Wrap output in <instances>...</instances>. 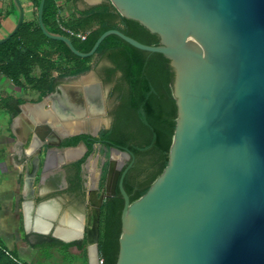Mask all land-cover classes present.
<instances>
[{"label": "water", "instance_id": "obj_1", "mask_svg": "<svg viewBox=\"0 0 264 264\" xmlns=\"http://www.w3.org/2000/svg\"><path fill=\"white\" fill-rule=\"evenodd\" d=\"M44 1L37 8L38 28L74 56L91 57L114 35L137 50L162 55L173 74L177 112L167 165L141 197L129 201L122 180L131 164L123 171L122 165L131 155L110 148L99 198L89 186L94 206L88 264H98L100 207L116 189L123 207L115 264H264V0H107L127 19L133 37L106 31L87 53L46 30ZM13 3L17 22L0 44L24 19L20 1ZM43 128L55 141L31 132V150L42 161L40 179L61 162L76 159L65 157L77 147L60 148L63 138L98 132L96 126L91 132L62 134L61 123L54 131L52 125ZM43 146L49 150L41 160ZM79 147L81 156L86 148ZM36 218L37 211L33 221L25 216V230L44 235L32 227ZM78 232L81 237L83 228Z\"/></svg>", "mask_w": 264, "mask_h": 264}, {"label": "trees", "instance_id": "obj_2", "mask_svg": "<svg viewBox=\"0 0 264 264\" xmlns=\"http://www.w3.org/2000/svg\"><path fill=\"white\" fill-rule=\"evenodd\" d=\"M28 1L33 19L23 21L17 32L0 44V74L14 85H25L37 93L36 101L39 102L54 92L61 79L89 71L95 60L94 69L102 83H114L110 97L113 96L115 102L110 111L111 127L100 131L92 141L102 142L106 158L111 147L129 152L133 162L122 180V188L129 201L137 200L160 176L168 162L177 112L171 94L173 74L169 61L160 54L137 50L114 35L106 37L91 57L78 58L62 42L44 37L36 20L40 0ZM62 2L58 5L56 0H45L42 22L49 33L68 38L74 49L81 53L89 52L99 36L109 30L133 37L127 19L121 17L107 0L83 9L77 7L79 0ZM63 11L64 16L61 15ZM99 63L104 64L99 67ZM21 102L16 100V106ZM88 138L73 136L62 144L64 147H74L80 142L86 145L87 153L83 159L72 165L76 172L92 151ZM106 168L107 164L102 168L101 182ZM70 190H73L72 186ZM122 207L118 189L115 196L106 198L100 207L97 253L102 264L116 263ZM48 240L65 250L84 247V241L63 244L51 238ZM0 264L24 263L18 260L15 251H8L0 241Z\"/></svg>", "mask_w": 264, "mask_h": 264}, {"label": "crops", "instance_id": "obj_3", "mask_svg": "<svg viewBox=\"0 0 264 264\" xmlns=\"http://www.w3.org/2000/svg\"><path fill=\"white\" fill-rule=\"evenodd\" d=\"M19 1L24 12L23 21L32 20L34 13L29 1ZM104 2L105 0H83L85 4L83 8L91 7V5L96 6ZM56 3L58 5L63 4L62 0H56ZM61 15L64 16L65 12H61ZM16 22L17 10L13 0H0V39L7 37L11 33ZM31 95H34V97H30ZM37 97V93L32 92L25 85L16 86L0 74V217L2 219L5 217L9 219L6 216L7 214H5V209L2 208V205L5 204H8L14 215H17L19 218L22 217L19 230L14 229L19 234V237L17 238L18 235L14 232L11 236L7 237L0 234L2 240L0 241L8 251H15L18 260L19 258L32 260L37 246H43L46 243L44 246L50 247L51 250L47 254L43 264H66L67 260L75 259L88 264L89 249L87 243L81 240L82 235L81 237H77L80 227L81 229L83 228V216L72 212L71 209L70 213L62 210L57 200H47L44 203H38V205H35V201L33 200L37 196L56 198V195L52 194L43 185H39V182L42 183L45 178L40 179L37 171V167L42 166L41 161L35 160L36 158L29 160L33 154L31 150L32 133H38L40 126L44 124V117L50 121H54L55 124L56 122L62 123L51 103L50 105L53 109H51L50 114H47V117L45 109L46 97H43L39 102L36 101ZM16 100H21V104L16 106ZM14 107L16 108V113L14 112ZM68 122L67 124H62L66 128V131L72 132V130L77 129L79 121L70 120ZM55 124L52 125V128ZM60 130L62 131V129ZM76 153H78L77 150L70 151V153L66 154V157L72 158L77 155ZM39 208H50L53 211V218H45L44 216H40L39 210V216L36 221L45 224L46 231L44 235L25 230L24 226L25 216H28V220L33 221L35 212ZM36 221L32 226L35 230L37 229L34 226ZM73 223L77 225L76 228L73 227ZM1 230L3 229L0 228ZM35 235L41 237L40 243L28 241L31 238H36ZM48 238L57 240L63 244L84 241V247L81 250L76 247L65 250L62 246L50 242ZM25 246H28L29 249L27 250ZM22 263L27 264L26 262Z\"/></svg>", "mask_w": 264, "mask_h": 264}, {"label": "flooded vegetation", "instance_id": "obj_4", "mask_svg": "<svg viewBox=\"0 0 264 264\" xmlns=\"http://www.w3.org/2000/svg\"><path fill=\"white\" fill-rule=\"evenodd\" d=\"M100 67V66H99ZM98 69V67H97ZM98 77V76H97ZM100 82L102 83L101 79L98 77ZM114 84V83H112ZM84 92L81 94L82 100L80 103H76L71 101L70 97L67 95V93H63L60 85L55 87L54 92L48 94L46 97L49 98L50 103L52 107L55 109L57 115L59 117H64L69 115L72 119V116L78 115L81 112L89 113L90 119L87 121L85 120L84 123L81 125L79 124L76 131H88L91 132L96 126L98 127V132L95 137H91L88 134H83L85 136H88V143L91 145V153L89 155H92L93 151L95 148H98L99 150L102 151V159L101 161L96 164L95 168V174H92L88 171V164H86V159H84L83 163H81L79 171L76 172V168L72 167L73 164H76L79 162L85 154L87 153V148L86 145L82 142L78 143L74 147H79L81 144L86 148V151L82 153L81 156L76 155V159L71 160L69 162L63 161L59 164V168H57L55 171H53L51 174L45 176L44 180L42 183L39 182V185H43V187H46L51 191L52 194L56 195V198H58L61 209L66 210L70 208L73 212H76L77 214L83 216V233H82V239L86 241L87 240V231H88V239L92 241L93 239V231H92V211H93V206H94V200L92 202L88 200V193H89V186L91 185L93 188L96 189V198H99V195L105 188V178L103 182H101V176H102V168L105 164H107L108 167V160H109V154H110V149L108 150V157L106 158L105 152L106 149L103 146L101 141H95L93 143L92 140L98 137V134L102 130H107L111 127L112 124V118L110 115V111L113 108V105L111 109H106L105 107V113L106 116L109 119L108 126L105 128H101L99 123H95L92 125L91 119L93 117H97L100 113V108H102V103H101V98L98 94V90L94 88H84ZM92 94V95H91ZM54 97V98H53ZM89 111V112H88ZM74 112V113H73ZM77 112V113H75ZM86 118V117H85ZM59 122H56L58 124ZM80 123V122H79ZM45 124H48V126L54 125V121H49V122H44L43 125L40 126L38 133L43 136L46 135L45 142H51L53 143L55 140L52 138L53 136L50 135L47 132V129L43 128ZM55 124V126H56ZM54 126V127H55ZM54 131V129H51ZM62 133V131L60 130ZM49 134V135H48ZM64 134V133H62ZM78 136V135H75ZM73 137V136H72ZM71 137L63 138L59 144L60 148H70V147H64L62 144L65 140L69 139ZM124 149V148H121ZM46 150H49L48 146H43L42 147V153L44 154ZM79 153V150H78ZM76 153V154H78ZM74 156V155H72ZM71 156V157H72ZM70 158V157H68ZM34 160L35 156L34 154L31 155L29 160ZM37 160V158L35 159ZM133 159L130 158L127 161L123 162V168L127 167L128 165H132ZM38 163V162H37ZM42 163V161H41ZM38 166V165H37ZM122 168V169H123ZM41 167H37L38 173L40 172ZM85 171V173H83ZM107 172V168H106ZM106 177V174H105ZM78 181L76 183L72 184V181ZM72 186L73 190H70V187ZM116 193V190H115ZM115 196V195H114ZM113 196V197H114ZM41 199V196H37L33 200L35 201V205H38L39 200ZM106 199V198H105ZM104 199V200H105ZM88 229V230H87ZM33 236V235H30ZM37 238H40V236H36Z\"/></svg>", "mask_w": 264, "mask_h": 264}, {"label": "rangeland", "instance_id": "obj_5", "mask_svg": "<svg viewBox=\"0 0 264 264\" xmlns=\"http://www.w3.org/2000/svg\"><path fill=\"white\" fill-rule=\"evenodd\" d=\"M77 7L78 8H83L85 7V4L83 3V0H79V2L77 3ZM2 40V39H0ZM95 60L91 63V69L81 75L78 76H74V77H66L61 79L60 82V87L63 91V93H67V95L70 97L71 101L76 102V103H80L82 100V96L81 94L84 92V88H94L98 90V94L101 98V103H102V108H100V113L97 117H93L91 119L92 122L95 123H99L101 128H105L108 126V122L109 119L106 116L105 113V108L106 109H111L112 105L114 104L115 100L112 97H110V93L113 87V84H103L100 82V80L97 77L96 71L94 69V65H95ZM104 63H99V66H102ZM53 76H55V73L53 74ZM30 97H34V95H31ZM46 97V96H45ZM46 110L47 111H51V105H50V100L49 98L46 99ZM82 103V102H81ZM105 107V108H104ZM62 124H67V122L65 123H61ZM79 124H82L81 122ZM58 130H56L57 132ZM72 132H76V130H72ZM80 149V147H78L76 150L78 151ZM102 151L99 150L98 148H95L90 160L88 162V171L92 174H95V168H96V164H98L101 159H102ZM110 157V154H109ZM43 158V153L41 155V160ZM58 201V198H51V197H47V196H41V199L39 200V203H44V201ZM60 203V202H59ZM5 204V203H4ZM2 208L5 209V214H7L6 216H8L9 219H7V217L5 218H1L0 217V228L3 229L0 231V234L3 235L4 237L7 236H11L12 233H16L17 238L19 237V234L17 233V231H15L14 229H18L20 227V224L22 222V217H18L17 215H14L8 206V204L2 205ZM66 212L70 213V208L65 210ZM73 212V211H72ZM37 229L36 231L39 232H45V224H41L39 222L36 221L35 225H34ZM44 228V229H43ZM56 228V227H54ZM1 240V238H0ZM41 240V239H40ZM2 241V240H1ZM29 242L33 241L35 242H39V238H31L30 240H28ZM20 244V242H19ZM46 245V243L42 245H38L37 246V250L34 254V257L32 258V260H27L26 258H19L20 261L22 262H26L27 264H43L44 260L47 256V254L50 252V247L48 246H44ZM22 246V245H21ZM25 248L28 250L29 247L25 246ZM68 262L66 264H84L83 261L81 260H67Z\"/></svg>", "mask_w": 264, "mask_h": 264}, {"label": "bare ground", "instance_id": "obj_6", "mask_svg": "<svg viewBox=\"0 0 264 264\" xmlns=\"http://www.w3.org/2000/svg\"><path fill=\"white\" fill-rule=\"evenodd\" d=\"M88 88V87H87ZM92 95V94H91ZM54 98V97H53ZM52 108V107H51ZM53 109V108H52ZM56 109V108H55ZM89 112V111H88ZM74 113V112H73ZM75 113H77V112H75ZM70 116L69 115H67V116H64V117H60V121L62 122V123H65V122H68V121H70V120H76V121H79V122H81L82 124L84 123V121L86 120H88V119H90L91 117H90V115H89V113H85L84 111L83 112H81L80 114H78V115H74V116H72V119L71 118H69ZM86 117V118H85ZM90 117V118H89ZM69 123V122H68ZM81 124V125H82ZM95 124V122H92V125H94ZM77 126V125H76ZM66 127H67V125H66ZM69 127V126H68ZM78 127V126H77ZM62 133H70V132H68V131H66V128L64 127V125H62ZM67 153H70V151H68V152H66V154ZM66 154H65V157H66ZM67 158V157H66ZM24 209L26 210V208L24 207ZM24 210V212H25V214H26V211ZM39 210H40V216H44L45 218H47V217H51V218H53V211L50 209V208H43V209H41V208H39V209H37V214H38V216H39ZM37 219V218H36ZM73 227H77V225L76 224H74L73 223ZM80 229H81V227H80ZM35 230V229H34ZM36 231V230H35ZM73 231V230H72ZM39 232V231H38ZM71 236H73V235H71ZM61 237V236H60ZM62 238V237H61ZM90 254H91V258L93 259V249L92 248H90Z\"/></svg>", "mask_w": 264, "mask_h": 264}, {"label": "built area", "instance_id": "obj_7", "mask_svg": "<svg viewBox=\"0 0 264 264\" xmlns=\"http://www.w3.org/2000/svg\"><path fill=\"white\" fill-rule=\"evenodd\" d=\"M67 33H69L68 31H66ZM77 37H80L81 39H83V36L80 35H76ZM98 264H102V261L98 258Z\"/></svg>", "mask_w": 264, "mask_h": 264}]
</instances>
